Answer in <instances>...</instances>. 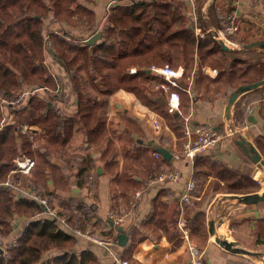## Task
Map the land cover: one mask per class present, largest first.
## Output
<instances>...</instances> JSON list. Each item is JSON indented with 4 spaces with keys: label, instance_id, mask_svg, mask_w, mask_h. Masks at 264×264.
<instances>
[{
    "label": "crops",
    "instance_id": "1",
    "mask_svg": "<svg viewBox=\"0 0 264 264\" xmlns=\"http://www.w3.org/2000/svg\"><path fill=\"white\" fill-rule=\"evenodd\" d=\"M106 1L86 0L81 1L79 5L92 10L98 18L104 13ZM144 1L168 2L171 10H180L185 16V20L182 21L191 24L195 41L204 44L208 40V35L198 37L196 29H200L201 25L204 29L216 28L217 21L222 18L220 7L223 11L237 9L241 17L239 30L233 43L227 44L223 70L233 71L234 62L240 59L245 60V63H237L236 66L246 64L255 66L260 62L264 63V49L248 47L258 41L264 46V0ZM51 21L50 17L46 20L47 32L67 30V27H60L58 23ZM69 29L73 36L78 38L86 36L81 29L74 27ZM123 31L124 28L119 27L116 33L122 36ZM206 51L205 45L201 54L195 48L186 61L181 60L177 64H172L180 65L189 71L186 75L187 82L186 78L182 77L181 80L184 81L182 84L190 85V90L186 92L180 89L182 113L169 106L167 88L163 90V94L157 99H160L158 103L163 105L159 108H166L167 117L143 103L130 91L119 88L111 93H105L98 88L95 89L85 71H82L85 74L83 75L85 88L88 91H95L91 93V98L94 97L96 101L98 115L105 120L103 130L110 137L116 155L112 159L113 162L109 160L110 164L107 165L100 152L94 153L97 175L94 198L89 196L85 189L77 186L75 174L78 166L74 161H71V167L63 172V179L58 173L54 174V178L60 183L58 187L54 186L51 170L46 167L45 172L49 178L47 188L48 191H52L51 200L55 209L63 210L65 202L74 199L88 204L91 213L87 216V227L97 234H105L114 241L109 247H104L75 235L74 244L68 247L69 252L79 253L88 249L96 256L97 264H119L116 262L117 259H124L132 264H188L189 245L192 244L202 251L205 264H244V259L248 257L264 259V199L258 203L239 201L236 204H223L228 196L240 193L221 189L224 181L216 176L211 164L217 161L226 168L238 172H243L248 164L251 168L249 176L259 184V188L251 192L264 191V166L254 161L248 150V144L253 145L264 160V83L250 86L254 82L264 80V77L238 91L236 83H224L220 80L223 72H219L217 66L207 63L208 60L215 62L216 58L208 55ZM49 57L52 60L50 62L52 70H56L63 81L62 89L65 88V92L72 93L61 102L57 101L56 108L67 116H72L77 110V96L73 93L71 84L64 80L63 67L51 55ZM131 68L135 72L136 66H129V72ZM145 69L150 71L149 67ZM262 73L264 74V69ZM94 83L101 87L98 78ZM145 84L150 90L147 92L149 98L154 101L158 79H150ZM233 93H236V96L230 100ZM185 117L191 127L210 124L223 127V123L230 118L237 133L225 135L217 146L189 160L180 152L184 140L181 128ZM155 120H160V128L154 127ZM28 130L36 134L39 129L36 126H29ZM73 136L76 139L75 148L87 146V142L83 143L76 131ZM237 139L243 141L246 147L240 145ZM90 145L92 149L95 147L93 150L100 151L97 148L98 143ZM160 148L169 151V158L161 154ZM158 151L160 156L156 157L154 152ZM47 159L56 166H61L64 162L61 154H49ZM146 159H151L160 167L178 168L180 172L178 178L174 181L150 179L149 175L153 169L145 164ZM190 181L195 185L193 192H198L193 193L194 199L197 200L207 188L209 191L204 208L205 224L196 232L187 224L186 210L180 208L181 194L192 192L191 189L187 190ZM214 181L216 183H213ZM125 184L140 187L137 189L141 192L134 206L128 210L125 220L114 225L108 218V210L115 213L125 212L128 196L121 194V187ZM25 221L23 216H12L10 222L15 234L21 230ZM68 221L70 227L79 224L76 216L72 218L69 215ZM116 225L122 226L126 233L124 244L118 242L119 231L116 230ZM128 227L130 229L127 231ZM183 228L187 230L186 234ZM238 245L248 249V252L236 250L234 247ZM59 253L60 250L51 249L44 253V258Z\"/></svg>",
    "mask_w": 264,
    "mask_h": 264
},
{
    "label": "trees",
    "instance_id": "2",
    "mask_svg": "<svg viewBox=\"0 0 264 264\" xmlns=\"http://www.w3.org/2000/svg\"><path fill=\"white\" fill-rule=\"evenodd\" d=\"M221 9L219 11L222 14L234 10ZM49 17L51 22L67 27L64 33L70 37L72 34L69 27L81 29L85 35L91 34L99 18H96L92 10L81 5L74 6L73 0H0V239L8 242L14 238L13 244L7 245L4 252L0 251V264H97L96 256L88 249L79 253L68 251V247L75 242V235L59 226V221L53 220V217L41 214L43 205L40 202L16 196L3 184L4 181H9L24 186L35 194L40 193L47 197L58 216L67 212L72 218H78L81 229H90L86 224L87 216L91 213L88 204L74 199L65 202L63 210L55 209L51 200L52 191L47 188L49 178L45 172L46 167L51 170L54 186L58 187L60 183L56 181L54 174L58 173L63 179V172L74 161L78 166L75 174L77 186L94 198L97 184L94 153L100 152L107 165L110 164L109 160L113 162L112 159L115 158L116 149L103 130L105 120L98 115V107L94 97L91 98L90 91L84 90L83 70L95 89L105 93L119 88L130 91L164 117L168 116L167 110L159 108L163 105L158 103L160 99L157 98H160L159 95L163 94L167 85L162 77L145 69L151 64L172 65L181 60L186 61L193 49L196 48L201 54L205 45L207 54L217 59L215 62L208 60L207 63L217 66L219 72H223L220 80L224 83H236L238 91L264 77V63L236 66L237 63H245L243 59L234 62L233 71L224 72L222 65L226 61L225 49L219 41L211 33H207L208 40L205 44L196 42L191 24L182 21L185 20L184 14L180 10H171L168 2L125 0L114 5L107 24L99 32L100 37L92 43L80 41L81 38L73 43L53 31H49L45 38V21ZM222 21V18L217 21L216 29L221 28ZM119 27L124 28L122 36L116 33ZM45 51L63 67L64 80L71 84V89L77 96V110L72 116H67L56 108V102H61L66 97L57 91L56 79L60 77L59 74L44 64ZM131 65L136 66L133 73L128 70ZM187 73L189 71L184 70L183 79ZM97 78L100 88L94 83ZM150 79H158L154 101L146 95L150 90L145 82ZM35 87H42V92L33 91L10 102L24 90ZM171 89L173 88H167V94ZM180 102L182 103V99ZM21 124L26 125L27 129L29 126H36L39 130L36 134L30 131L26 135L20 129ZM75 131L83 143L87 142V146L75 148ZM91 143H98L100 151L93 150L95 147L92 149ZM182 143L180 152L183 156ZM20 154L33 161V168L28 173L11 171L14 166L13 158ZM49 154H61L63 164H52L47 159ZM145 164L154 170L149 175L150 179H156L159 173L173 168L160 167L151 159H146ZM211 164L216 176L224 181V185L220 186L224 191L246 193L259 188L257 181L249 176L251 168L248 164L243 172L228 169L217 161ZM91 175L93 184L88 188L86 179ZM129 185L131 184L121 187V194L128 196L124 211L132 207L130 191L140 188ZM194 186L190 193L198 194L193 192ZM208 192L207 188L197 200L193 198L188 205H184L186 208H182L186 210L187 224L195 232L200 231L205 224L204 208ZM260 201L262 200L255 202ZM12 216H23L26 220L16 234L10 222ZM99 235L106 236L102 233ZM51 249L60 250V253L44 258V253Z\"/></svg>",
    "mask_w": 264,
    "mask_h": 264
},
{
    "label": "built area",
    "instance_id": "3",
    "mask_svg": "<svg viewBox=\"0 0 264 264\" xmlns=\"http://www.w3.org/2000/svg\"><path fill=\"white\" fill-rule=\"evenodd\" d=\"M125 0H107L105 5L104 13L98 18L97 25L95 30L89 34L86 35L85 38H81L80 41H86L89 37L92 35L101 32V30L104 28V26L107 24L108 17L111 12V8L119 4L120 2ZM130 2H136L139 0H128ZM240 13L237 11V9H234L233 11L227 12L225 14H222V26L221 28H213L209 27L208 29L200 30L196 29V33L198 37H203L207 33H211L213 35H217L221 41H223L225 44H232L233 43V36L236 35V33L239 30V22H240ZM59 36L76 43L79 39L76 36H68L64 32H56ZM149 69L152 73L159 75L162 77L164 82L167 86L165 88H173L168 93V104L169 106L176 110L178 113H182L180 108V98H179V89H183L186 92L190 90L189 84H182L180 82L181 78L184 75V69L182 66L175 67L168 64H151L149 66ZM130 72H134V69L131 68ZM56 87L59 89L63 88V82L58 79L56 82ZM27 94V91H23L21 94H19L16 98H13L10 102L17 101L21 97ZM6 102V100H3ZM183 126L181 128V131L184 136V140L182 143V154L185 158L192 160L196 156L203 154L208 149H211L223 139V137L227 134L234 135L237 133V129L232 125V121L230 118H228L223 124V127H218L214 125H197V126H190L188 122L186 121V117L184 118ZM153 125L155 128H159L161 126V123L159 121H153ZM26 126L24 124L20 125V129H25ZM154 155L156 157H159V152H154ZM13 169L11 171H19L21 173H28L33 168V161L27 157L24 154H20L13 158ZM179 170L176 167L170 168L165 170L164 172H161L157 175L156 181H165V180H176L179 176ZM87 187L90 188L93 184V177L92 175L87 177L86 179ZM4 185L8 186L11 191L16 196H23L27 197L31 200H36L40 202L43 205V210L41 211L43 215H49L59 221V226L68 229L71 234L76 236H82L92 243L102 245L104 247H109L114 239H111L106 236H101L93 231H91L89 228L81 229L79 224L76 223L75 226L70 227L69 224V214L67 212H64L60 216L56 214L54 208L49 204L47 197L43 196L40 197L38 194H35L34 191H31L27 189L24 186L15 185L12 182L4 181ZM194 186V182L190 181L187 184V190L192 189ZM141 190L139 189H133L130 191V204L133 207L138 196L140 195ZM194 195L190 193L189 191L184 192L181 194V206L180 208H183V204H189L190 201L194 198ZM128 211L122 212V213H115L113 210H108V218L110 221L115 224H120L125 220V216L128 214ZM184 234L187 233V230L183 228ZM14 238L9 240L8 242H4V240L0 239V251L4 252L7 245L13 244ZM117 263L119 264H132L127 260L124 259H117ZM188 264H205L203 259V253L198 247L195 245L190 244L189 245V262ZM244 264H264V259L260 257H248L244 259Z\"/></svg>",
    "mask_w": 264,
    "mask_h": 264
},
{
    "label": "water",
    "instance_id": "4",
    "mask_svg": "<svg viewBox=\"0 0 264 264\" xmlns=\"http://www.w3.org/2000/svg\"><path fill=\"white\" fill-rule=\"evenodd\" d=\"M98 37H100V33H96L94 35H92L91 37H89L87 40H86V43H92L94 42ZM213 37L218 40L221 44V46L226 49L228 46L227 44H225L223 41H221L219 39V37L217 35H213ZM262 42H254L250 45H248V47H259V48H263L264 49V46L261 45ZM264 83V80L260 81V82H254L252 84H250V86H257L259 84H262ZM236 96V93H233L230 97V100H233ZM238 143L240 145H242L244 148L246 147L245 146V143L243 141H241L240 139H237ZM247 149V148H246ZM248 150L249 152L252 154V159L254 161H257L259 164L263 165L264 166V160L260 157L259 153L257 152V150L254 148L253 145L251 144H248ZM159 152V151H158ZM160 152L161 154L165 157V158H169V151L167 149H161L160 148ZM159 152V153H160ZM264 199V191L262 192H248V193H240V194H232L230 196H228V199L225 200L223 202V204H236L237 202L239 201H244V202H255L257 200H263ZM113 224V223H112ZM116 230L119 231V233L117 234V237H118V242L120 244H124L125 241H126V233L123 231V228L122 226L120 225H116L115 226ZM130 229V227L127 228V231ZM236 250H240L242 252H248V249L246 248H242L241 246H235L234 247Z\"/></svg>",
    "mask_w": 264,
    "mask_h": 264
},
{
    "label": "rangeland",
    "instance_id": "5",
    "mask_svg": "<svg viewBox=\"0 0 264 264\" xmlns=\"http://www.w3.org/2000/svg\"><path fill=\"white\" fill-rule=\"evenodd\" d=\"M74 1V5H79V4H81L80 2L81 1H83V2H86V0H73ZM45 2H47V0H45ZM46 22V21H45ZM55 23H57V22H55ZM60 25V24H59ZM60 27H62V25H60ZM48 28V27H47ZM55 34H56V31H55ZM49 35V33L47 32V34L45 33V38L47 37ZM50 55L48 54V52L47 51H45V58H44V64H46V67L48 68V69H50V70H52V68H51V65H50V62L52 61L51 59H50V57H49ZM162 64H167V63H162ZM171 66H173V65H171ZM180 65H175V67H179ZM53 71V70H52ZM58 79H60L59 77H57V79H56V82H57V80ZM61 80V79H60ZM62 81V80H61ZM63 82V81H62ZM42 90H43V88L42 87H35V88H31V89H27V90H24V91H27V94L26 95H28V94H30V93H32L33 91H38V92H42ZM84 90L85 91H87V89L85 88V86H84ZM57 91L59 92H62L63 93V96L64 97H67L68 95H72V93L70 92V91H66L65 92V88L64 89H59V88H57ZM95 91H93V90H91L90 91V93H94ZM146 95L147 96H149L148 95V93H146ZM25 96V95H24ZM23 96V97H24ZM159 122H160V120H158ZM22 130V129H21ZM23 132H24V134H26V135H29V130L27 129V126H26V129H24L23 130ZM40 197H43L40 193H37ZM53 220H55L54 218H53ZM55 250H57V249H55Z\"/></svg>",
    "mask_w": 264,
    "mask_h": 264
}]
</instances>
